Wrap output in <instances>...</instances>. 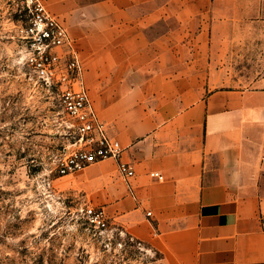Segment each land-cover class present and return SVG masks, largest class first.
Returning a JSON list of instances; mask_svg holds the SVG:
<instances>
[{"label":"crops","instance_id":"crops-1","mask_svg":"<svg viewBox=\"0 0 264 264\" xmlns=\"http://www.w3.org/2000/svg\"><path fill=\"white\" fill-rule=\"evenodd\" d=\"M44 1L134 171L90 165L74 181L84 201L163 264H264V74L208 80L239 54L264 61V0Z\"/></svg>","mask_w":264,"mask_h":264},{"label":"rangeland","instance_id":"rangeland-1","mask_svg":"<svg viewBox=\"0 0 264 264\" xmlns=\"http://www.w3.org/2000/svg\"><path fill=\"white\" fill-rule=\"evenodd\" d=\"M27 20L18 0H0V264H163L159 251L119 228L89 222L79 172L56 177V159L72 146V119L26 62ZM247 57L218 62L223 72L209 84L249 86L264 61Z\"/></svg>","mask_w":264,"mask_h":264},{"label":"built area","instance_id":"built-area-1","mask_svg":"<svg viewBox=\"0 0 264 264\" xmlns=\"http://www.w3.org/2000/svg\"><path fill=\"white\" fill-rule=\"evenodd\" d=\"M18 2L28 16L21 27L22 39L28 48L26 62L44 88L56 90L63 111L72 119L69 124L74 133L72 146L56 159L53 170L56 177L78 173L109 158L118 159L122 173L133 175L132 166L121 160L120 140L109 134L106 123L93 106L84 80L83 63L68 29L44 0ZM151 176L164 179L159 172ZM83 212L95 227L102 230L110 227L104 207L87 202Z\"/></svg>","mask_w":264,"mask_h":264}]
</instances>
